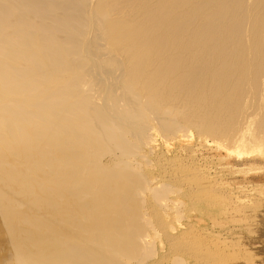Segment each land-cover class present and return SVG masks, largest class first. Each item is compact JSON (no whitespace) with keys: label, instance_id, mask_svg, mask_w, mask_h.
I'll use <instances>...</instances> for the list:
<instances>
[{"label":"bare ground","instance_id":"1","mask_svg":"<svg viewBox=\"0 0 264 264\" xmlns=\"http://www.w3.org/2000/svg\"><path fill=\"white\" fill-rule=\"evenodd\" d=\"M263 189L264 0H0L2 264H205Z\"/></svg>","mask_w":264,"mask_h":264},{"label":"rangeland","instance_id":"2","mask_svg":"<svg viewBox=\"0 0 264 264\" xmlns=\"http://www.w3.org/2000/svg\"><path fill=\"white\" fill-rule=\"evenodd\" d=\"M186 154L187 153H183L185 161H188L187 163H190V160H191L190 156H188V154L187 155ZM188 157H189V159L187 160L186 158H188ZM228 192L227 191L225 193L220 192L219 194H222L223 198L227 195V199H229V200L224 198V200H226L225 202H228V203L230 202L231 204L233 203L235 206H238V207H236L237 208L236 210L234 209L235 211L233 209L226 210V212H225V210L221 211L223 213H220L218 211L219 213H217L216 216L213 214V211H212L211 214L214 215L215 217H217V216L220 217V215L221 216L223 215L221 217L222 218L221 221H223L221 223L222 224L221 226H219L220 224H218V225H215L216 226L215 227L214 224H212L210 222L212 215L210 217L209 213L211 211L209 213H207L206 215H203V214L198 213V212H196V213H193V212L189 213L188 212L187 213L186 216L189 219V221L191 222V224L192 225L196 224V225H193L194 227L192 226L193 235L194 234L196 236L201 235L200 237H198V239L202 237L201 240H203V238H204L202 243L200 242V240L198 241V239H197L198 242L195 240L196 242H194V243L197 245L194 244V246L199 247V249L197 248L198 252L199 251L204 252V250H207L205 248H208V251L210 250L209 251L210 253H211V251L214 250L212 254L217 256L218 258L214 257L215 258L214 259L213 256H211V258L214 260L211 261V258H210L209 260H207L208 262H206L205 264H220V263L221 264H225V263L226 264H247V263L248 264H264V205H263L264 204V198H263L264 197V189L260 190L259 193L257 192L258 194L255 193L258 196L255 194H251L248 191H246L247 193L246 192H237L236 193V191H235V194H234V192L233 193L232 192L228 193ZM239 193L242 195L243 198L241 197V195L237 196V194H239ZM260 193H262L261 196H260ZM221 196H220V199L222 198ZM228 196H231V197H228ZM260 197H262V198H260ZM236 202L238 205L235 204ZM238 202H240V203L242 202V203L240 204ZM257 202H258V204H257ZM237 210H238V212H237ZM228 211H229V213H227ZM215 214H216V212H215ZM201 215H203V216H201ZM207 215H209V218H208L209 221L206 220ZM205 216H206V219H205ZM202 217H204V218H202ZM195 218H197V219H195ZM224 219H225V221H224ZM195 221H196V223H195ZM192 222H194V223H192ZM2 230H3L2 227H0V256H1V253L5 252L9 248L8 245H6L3 242L4 235L2 234ZM163 240H164V238H163ZM189 241H192V240L189 239ZM191 247H192V245H191ZM200 248H201V250H200ZM219 254H221V255H219ZM229 254H231V255H229ZM218 255L220 256L221 260L219 259ZM187 259H189V261L192 262V260L190 258L187 257ZM218 261H220V262H218ZM222 261H224V262H222ZM2 262L3 261L0 260V264H2Z\"/></svg>","mask_w":264,"mask_h":264}]
</instances>
